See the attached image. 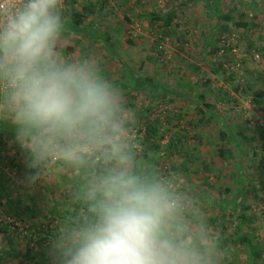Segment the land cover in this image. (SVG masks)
<instances>
[{
    "label": "rangeland",
    "instance_id": "obj_1",
    "mask_svg": "<svg viewBox=\"0 0 264 264\" xmlns=\"http://www.w3.org/2000/svg\"><path fill=\"white\" fill-rule=\"evenodd\" d=\"M45 1H56L57 9L82 11L85 3L101 7L80 23L84 34L44 35L42 29L49 30L43 19L46 13L39 15V24L35 19ZM14 4L17 11L11 18L0 14V132L1 121L18 126L39 121L43 126L29 134L11 125L10 133L0 135L9 143L1 152L8 157L0 161V178L8 187V198L0 197V227L12 219L7 199L31 213L24 216V225L16 223L12 249L0 233V250L9 246L11 254L2 258V264H18L28 241L31 250L22 264L47 260L66 264L59 254L70 244L99 249L104 238L101 264H136L135 256L141 252L149 264H166L173 249L161 235L182 237L178 243L182 246L191 237L198 246L208 245L214 251L205 258L210 264H227L229 259L233 264H264L249 261L248 251L238 242L228 243L226 261L221 262L224 250H216L213 241L222 223L228 232L236 230L239 212L229 216V210L220 211L219 205L231 204L238 194L236 207L253 218L247 226L257 236L253 243L260 240L264 259V142L259 138L264 97L254 101V92L264 89V0H14ZM234 7L228 31L221 33L218 13ZM169 11H174L176 33L162 41L161 22L150 17ZM239 19L252 26L234 27ZM183 36L188 40L181 46L178 38ZM221 39L228 40L231 51L203 50L205 40L216 44ZM221 58L220 71L212 73L210 68L218 67ZM130 74L158 86L136 87L127 83ZM186 84H194L193 95L203 94L214 107L206 108L211 121L197 123L198 105ZM237 85L246 90L235 91ZM153 92L158 97L155 104ZM144 113L149 120L157 118L165 132L158 149L175 151L168 159L162 157L158 188L143 196L140 207L128 173L134 161L146 167L148 157L142 154L146 144L140 142L144 120L137 121ZM60 115L63 121L56 123ZM181 128L187 131L185 142L168 150L170 136ZM221 130L228 140L220 139ZM57 136L61 141L53 143ZM89 136L91 141L80 144ZM39 149L44 152L39 154ZM80 154L93 164L108 166V171L101 176L83 173ZM10 159L15 166L9 169ZM239 160L240 178L235 168ZM179 163H186L185 168H171ZM89 199L91 207L109 215L106 231L93 226L82 239L75 232L64 235L52 213L59 214L55 219L66 217L79 201ZM57 233L61 234L54 236ZM198 256V251L183 249L177 264H195ZM68 264L99 263L91 257Z\"/></svg>",
    "mask_w": 264,
    "mask_h": 264
},
{
    "label": "trees",
    "instance_id": "obj_2",
    "mask_svg": "<svg viewBox=\"0 0 264 264\" xmlns=\"http://www.w3.org/2000/svg\"><path fill=\"white\" fill-rule=\"evenodd\" d=\"M103 4V3H102ZM57 3L56 1H49L46 2L42 5V7H40V9L37 11L36 14V23L39 24L40 23V16L42 13H46V15L43 16V19L45 18V20H47L48 22V29L43 28L42 29V34L44 35H49V34H53V33H60L61 35L66 36L70 31L71 32H76V33H83L84 34V29L80 28V23L83 21V19L88 15V14H92L94 13L96 10L97 12L99 11L100 7L97 4L96 5H90L88 3H85V5H82V11L76 10L73 7H61L59 9L56 8ZM236 7H234L233 9H230L224 13H218V18L221 22L220 25V32L221 33H225L228 31V22H230L233 17V13L236 12L235 11ZM68 16V21L65 22L63 19L64 17ZM150 21L154 20V21H159L161 22V26H162V31L160 34V39L163 41L166 37H172L173 35H175L176 30L175 27L173 25V20L175 18L174 15V11H169L168 13H165L164 15H151L150 17ZM234 27L237 28H249L252 25L249 24L248 22H245L242 19H239L238 22L234 23L233 25ZM37 34V32H36ZM87 35H90L91 33H85ZM188 35V34H187ZM95 36V35H94ZM109 36V35H107ZM110 37V36H109ZM108 38H105V40H103V42H106L109 40ZM179 43L181 46H183V44H186L187 40L186 37H179L178 38ZM228 44V40L226 39H221L218 41V43H213V42H209L208 40H205V48L203 50H206L207 48H209L210 53H218L220 51L226 53L228 51H231V46L227 45ZM182 48V47H181ZM110 49V47L108 48ZM159 53H161V50H158ZM225 59V56L223 57ZM223 58L219 59V64L218 67L215 68H210V71L212 73H217L220 71L221 69V64L223 63ZM2 62V60L0 59V63ZM20 65H17V68H20ZM16 68V67H15ZM198 82V80L196 81ZM127 83H132L134 84L136 87L138 85V83L141 85L140 87L145 88V87H152L153 86H158L156 83H154L153 81H151L150 79L144 80L142 78L137 77L136 75L130 74V76H128L127 78ZM146 84V86L144 85ZM194 86V84H193ZM193 86H190L188 84H186V87L188 88V91L191 92V98L196 99V103L198 105V114L200 117H198V121L197 123H201L204 120L211 121L212 116L209 115L208 113H211L210 111L212 109H214V107L212 105H210L209 103L205 102V99L203 97V94L201 93H197L195 95L194 94V88ZM135 87V88H136ZM238 87H240L239 85H237V87L235 88V91L237 92H244L246 89L243 87L241 89H239ZM186 94V93H185ZM189 95V96H190ZM193 95V96H192ZM264 97V89L261 91H255L254 92V101H257L258 99H262ZM157 95L153 92V99H151V104H155V101L157 99ZM203 102V103H201ZM206 108L210 111H206ZM150 109V107H149ZM148 110V109H146ZM145 110V111H146ZM171 113H169L170 115ZM176 116V115H175ZM170 117V116H168ZM173 118V117H171ZM140 120H144L143 121V125H144V129H143V136L144 139L141 140V143H145L146 145H143L142 147V154L146 155L148 158L146 159V163H143L144 167H141L143 169H141L139 167V164L134 161V167L130 170L129 174V178L131 179V183L133 184V190L134 193L137 194L136 198H138V205L141 207L142 203H143V196L147 195L149 190L153 189L156 190L158 187L156 185V181H158V176L162 175V171H161V162H162V157L163 158H167L168 156H170L174 151H166L163 152L161 149H158V141L161 140L164 136H165V132L161 130V127L159 126L158 123V119H152L149 120V114H142L138 117L137 121ZM60 121H63L61 115L60 116H56V123H60ZM205 121V122H206ZM170 122V121H168ZM49 124L52 125V122L50 121ZM11 125L13 126V130L17 129L19 130L21 129H26L29 134H34L37 131H39L43 124H41V122L39 121H35L29 124H22V126H18L15 124H12L10 121H1V131H3L2 133L0 132V135L5 134L6 133H10L11 132ZM94 127V126H92ZM172 129V126H171ZM171 129H168V131L170 132ZM264 130L260 131V140H262L264 142ZM187 131L186 129H178L177 131H175L169 138V143H167L166 148L168 150H171V148L174 147H178L179 143L180 145H183V143L185 141H183V138L185 139L187 137ZM219 137L221 140L226 141L228 140L227 136L228 134L226 133L225 130H221L218 132ZM7 135V134H6ZM6 137L10 138L9 135H7ZM7 139H5L4 141L1 140L0 137V161H2L4 158H7L8 156L6 155H1V152L4 151L6 149V147L8 146L9 143H7L6 141ZM145 140H149L148 142H146ZM61 141L60 137L57 136L56 140L53 141V143H57ZM91 141V136L89 137H84L83 139H80V144H84ZM13 143L16 142V140H12ZM66 142V141H65ZM68 143V142H66ZM65 143V144H66ZM148 144V145H147ZM105 148H108V145H105ZM156 149L155 153L151 155L149 154L148 150L150 149ZM24 150V149H23ZM27 151V150H26ZM44 150L43 149H39V154L43 153ZM230 150L228 151V153L230 154ZM219 155H222V151L218 152ZM35 155V154H34ZM143 155V156H144ZM33 157V155H31ZM81 158H80V167L82 172H86L88 171L91 175L93 176H101L104 173H106L108 171V166L103 165L102 163H96L93 164L92 163V159H89L88 157H86V155L84 154H80ZM103 158V156L101 157ZM106 161V160H105ZM186 163H179L178 166H173L171 167L173 170H177V168H185ZM13 166H15V164L13 163V159H10L9 162V166L8 168H12ZM3 167V166H2ZM205 168H207V166L205 165ZM235 168H236V174L238 176V178L241 177V173H242V161L239 160L237 163H235ZM32 170H30L31 172ZM235 174V176H236ZM158 175V176H157ZM157 176V177H156ZM236 176V178H237ZM258 183H260V181L258 180ZM150 184V185H149ZM240 184V182H239ZM238 186V185H236ZM238 190V192L240 193V189L239 187L236 188ZM229 188L226 189V191H228ZM8 187H7V183L4 179L0 178V197L3 198H8ZM247 192H252L251 190ZM238 194L235 195L232 199V203H226L225 201H223L222 204L219 205V210L220 211H224V210H229V216L232 214H235L237 212H239V215L237 216L238 222L237 225L235 226L236 230L233 231H227V226L222 223L221 225V231H219V233H217L215 235V237L213 238L214 241V248L216 250H220L221 252L223 251L224 253V257L221 259V262L226 261V255L228 250L230 249L229 247H231V245H229L228 247V243H239V244H243L246 248V250L248 251V259L250 260H255V261H259V263H261V261H263V257L261 256V251H260V240H256L254 243L252 241V237L257 238L256 235H253L252 233V229H250L248 226L251 225V221L253 220V218H251V216H247L244 211H240V209L238 207H236V201L238 199ZM83 200V199H82ZM89 200H84V201H79L78 205H76L74 207V210L72 213H69V215L66 217H62L60 219H55L56 217H59V214H54L52 213V219L55 220H59L58 221V226L59 227H63L64 228V235H70L71 233L75 232L80 234V239H82L84 237V235L87 234V232L85 231L86 229H91L93 228V226L95 227H99L101 228L100 230H103V232L106 231L107 228V219L109 217V215H104V211H100L97 208H93L91 207L92 204L90 205V201ZM87 202V203H86ZM161 202V201H160ZM6 206L10 208V211L13 213L12 215V219L10 222H6L4 227H0V233L2 234L3 238H5L8 243V245L12 247V242L13 239L16 238L17 236V231H16V223L17 222H21L26 223L27 221H25L24 216H26V214L28 213L30 217L31 213L29 211L28 208H26L25 210H22V208H19L16 204L11 205V202L9 199L6 200ZM8 210V209H7ZM82 210H84V212H82ZM9 212V210L7 211ZM62 215V216H65ZM56 216V217H55ZM248 224V226H247ZM220 226V225H219ZM11 227L15 228L12 229ZM173 228V227H172ZM11 230H15V231H11ZM105 230V231H104ZM254 230V229H253ZM90 232V230L88 231ZM61 233H57L56 235H59ZM54 236L53 239H54ZM161 237H165L166 240L169 242V244L171 245V249L172 252L168 254V257L166 258V264H177L178 263V253L186 248H191L192 250L198 251L199 252V256L195 259V264H210L207 260L212 257L214 255V251H212L208 245H200L198 246V240L197 242L194 241V238L191 237L189 240V244L187 246H182L178 243H180L182 241V237H175L173 235H171L170 237H166V235H161ZM44 241V238L41 239V241ZM107 239L104 238L103 241L99 242V249L98 248H94V249H89L86 247V245H84V243H75V244H70V247L65 249L64 251L60 252V259L62 261H64L66 264L73 262V261H79V260H86L92 257V259H94V261L98 262L99 264L103 263V259H104V255L106 253L105 249V243H106ZM195 244V245H194ZM29 241L28 244L26 246V249L24 251L23 254H20V259L18 260V264H22L24 258L26 259L27 254L30 252L31 248L29 247ZM177 245H179V247H176ZM9 246L5 249L0 250V264H2V258H4L6 255V258H8L9 255H11L10 253L8 254L7 249L9 248ZM194 246H198L197 248H195ZM5 247V246H4ZM5 250V251H4ZM146 253L141 252L138 253L135 256V260L134 262L136 264H149L148 262H146ZM208 257V259L206 260L205 258ZM47 258V257H46ZM46 264H50L47 263ZM214 264V262H213ZM227 264H233V260L229 259Z\"/></svg>",
    "mask_w": 264,
    "mask_h": 264
},
{
    "label": "built area",
    "instance_id": "obj_3",
    "mask_svg": "<svg viewBox=\"0 0 264 264\" xmlns=\"http://www.w3.org/2000/svg\"><path fill=\"white\" fill-rule=\"evenodd\" d=\"M13 2L14 0H0V14L4 15V18H11V15L16 14L17 9Z\"/></svg>",
    "mask_w": 264,
    "mask_h": 264
}]
</instances>
